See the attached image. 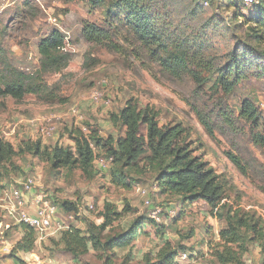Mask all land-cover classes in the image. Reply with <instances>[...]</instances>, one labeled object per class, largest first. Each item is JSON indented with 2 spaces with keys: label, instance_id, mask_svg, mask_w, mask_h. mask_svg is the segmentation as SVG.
Here are the masks:
<instances>
[{
  "label": "rangeland",
  "instance_id": "374dc122",
  "mask_svg": "<svg viewBox=\"0 0 264 264\" xmlns=\"http://www.w3.org/2000/svg\"><path fill=\"white\" fill-rule=\"evenodd\" d=\"M115 1L0 0V86L22 78L41 86L39 93L26 92L20 100L0 96V138L15 148L27 140L39 141L42 149L73 147L68 131L74 124L85 132L96 129L102 140H116L123 128L113 122L112 115L132 98L159 111L160 123H180L195 154L234 185L229 202L264 219V146L251 139L253 133L264 130L239 117L246 99L264 114V63L247 48L255 43L248 37L255 23H244L234 15L252 12L247 7L235 10L231 0H131L143 7L156 30L157 41L146 47L128 22L127 11L114 7ZM89 24L106 30L117 47L87 40L82 30ZM54 28L65 35L69 59L59 71H44L37 47ZM156 47L157 55H153ZM260 47L264 48V35ZM232 50L243 60L247 55L245 74L226 91L206 63ZM99 81L105 82L108 105L89 103L88 94ZM72 107L81 114L80 120ZM224 111L232 124L224 119ZM52 113L60 117L52 121L55 133L42 137L37 126ZM104 151L94 146L97 158L107 159ZM12 161L7 173L0 174V199L31 175L57 204L64 224L83 234L88 223L103 221L105 203L130 211L104 234L121 232L135 217H144L147 222L132 243L113 249L116 264H158L166 247L176 253L171 264H216L213 254L226 223L203 200L190 202L179 195L161 194L149 174L135 170L128 187L113 183L109 162L103 167L94 164L86 173L78 167L55 166L42 151L39 155L17 151ZM138 186L144 195L137 192ZM146 199L160 207L157 220L151 217L152 206L144 203ZM65 202L74 203L76 211L64 212ZM7 204L0 200V264H102L101 252L92 248L73 259L63 250L59 234L36 239L28 252L17 250L26 229L8 213ZM183 253L185 259L180 258ZM243 259L245 264H264V252L253 244Z\"/></svg>",
  "mask_w": 264,
  "mask_h": 264
},
{
  "label": "trees",
  "instance_id": "16d2710c",
  "mask_svg": "<svg viewBox=\"0 0 264 264\" xmlns=\"http://www.w3.org/2000/svg\"><path fill=\"white\" fill-rule=\"evenodd\" d=\"M231 3L235 10L237 7L241 9L247 7L252 12L250 16L244 13L234 15L242 18L244 23H255L251 35H248L255 43L251 42L247 48L251 56L264 63V48L260 47L264 35V0H256L249 5H244L239 0H231ZM114 7L127 11L128 22L146 47L157 41L156 30L143 7L134 5L131 0H116ZM82 34L90 41L99 43L106 41L108 48L117 47L110 41L109 33L96 25H86ZM37 48L40 67L44 71H59L68 62L65 35L59 29H51L40 39ZM157 50L158 47L152 49L153 55H157ZM246 56H243L244 60ZM244 60L239 57L236 50H232L222 58L207 62L206 67L209 72L219 75L224 90L231 91L245 74ZM163 61L167 65L168 59ZM40 91V85L27 84L24 78L10 81L3 88L0 86V96L8 95L15 100H20L26 92ZM224 112V119L232 124L230 116ZM239 117L252 127L262 126L264 130V114L251 101L247 99L242 101ZM112 120L123 128V132L116 140L112 137L102 140L98 137L96 129L84 132L80 125L73 124L68 131L69 138L74 143L73 147L55 145L42 149L39 141L27 140L15 148L9 141L0 138V174L7 173L13 166L12 160L17 151L25 150L34 155H39L42 151L55 166L63 165L70 169L78 167L88 173L96 164L97 157L94 152L96 146L104 149L107 157H112L113 167L109 174L113 183L128 187L129 175L133 170L144 176L149 174L148 179L153 181L159 193L179 195L190 202L203 200L212 213L224 219L226 226L219 231L220 244L213 254L216 264H245L244 255L253 244H257L264 252V219L256 211L244 210L239 205L229 202L234 185L225 174L216 173L200 155L195 154L180 123H160L159 111L149 105L142 106L132 98L113 113ZM251 139L257 146H264V133H253ZM61 207L66 213L76 211L75 204L71 202H65ZM125 211L130 209L124 207L123 211H118L110 203H105L101 214L103 221L99 224L88 223L87 234L69 225L60 234L63 250L73 259H77L92 248L101 252L102 264H116L113 249L130 245L137 230L147 222L144 217L138 216L125 230L104 234ZM19 225L26 231L18 241L16 249L28 252L33 248L38 234L28 225L23 223ZM160 254L158 264H171L176 256L175 251L169 247L164 248Z\"/></svg>",
  "mask_w": 264,
  "mask_h": 264
},
{
  "label": "built area",
  "instance_id": "2783aa9c",
  "mask_svg": "<svg viewBox=\"0 0 264 264\" xmlns=\"http://www.w3.org/2000/svg\"><path fill=\"white\" fill-rule=\"evenodd\" d=\"M244 5H249L256 0H239ZM104 81H99L95 87L91 89L88 94V100L91 104H98L102 102L105 105L110 103L109 99L104 97ZM74 117L81 119L82 116L75 107L71 108ZM60 118L58 115L52 113L42 118L40 125L37 126V131L42 137H50L55 133V126L52 123L54 119ZM85 132L86 129L82 127ZM112 162V157L104 159L98 157L95 163L98 166H105L106 163ZM137 192L144 195L145 190L141 187L136 188ZM0 200L7 201L6 210L17 220L32 227L38 234V240L44 237L55 236L61 234L68 226L64 224L62 214L57 204L49 199L47 193L41 189L33 176L28 175L25 180L19 185L12 187L10 191L4 192ZM144 203L152 206L150 200L146 199ZM160 213L159 206H152L151 217L157 220V215ZM186 253H183L180 258L185 259Z\"/></svg>",
  "mask_w": 264,
  "mask_h": 264
}]
</instances>
